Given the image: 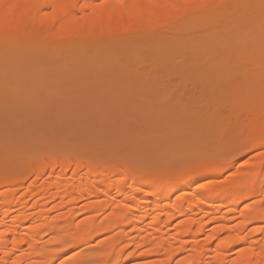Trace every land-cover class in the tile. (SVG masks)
<instances>
[{"label":"rangeland","instance_id":"374dc122","mask_svg":"<svg viewBox=\"0 0 264 264\" xmlns=\"http://www.w3.org/2000/svg\"><path fill=\"white\" fill-rule=\"evenodd\" d=\"M211 14L210 25L199 22L197 30L173 24L148 32L96 30L72 39L65 30L55 40L44 30L32 40L17 36L4 32L5 22L1 24V174L7 162H12L9 167L24 162L36 168L54 159L84 166L95 161L102 170L106 165L107 170L126 167L136 177L171 175L175 166L185 167L195 179L202 172L193 170L196 164L215 162L221 168L231 163L232 168L215 179L223 182L255 160L258 152L233 136L249 119L241 106L247 86L264 84V68L251 69L236 59L244 53L260 54L251 44L264 47V29L253 31L258 41H237L228 17L217 8ZM84 18L72 22L81 27ZM18 173L21 183L29 170ZM211 180L193 181L187 191L193 193ZM109 189L101 186L105 194L98 200H109ZM76 214V222L87 216L80 210ZM174 226L168 229L171 234L177 233ZM257 226L249 225L247 232ZM104 238L81 242L77 234L72 244L81 243L68 257L84 247L96 248ZM240 249L235 248L230 259ZM160 257L140 255L125 264H149Z\"/></svg>","mask_w":264,"mask_h":264},{"label":"bare ground","instance_id":"6f19581e","mask_svg":"<svg viewBox=\"0 0 264 264\" xmlns=\"http://www.w3.org/2000/svg\"><path fill=\"white\" fill-rule=\"evenodd\" d=\"M213 8L228 17L235 40L258 41L259 36L252 35L264 29V0H0V25L5 22L4 32L31 40L42 30L49 40L65 30L71 39L96 30L148 32L173 24L197 30L210 25ZM83 16L81 27L72 22ZM251 45L260 54L244 53L236 61L264 68V47ZM245 97L241 106L249 119L235 128L233 137L258 153L223 182L215 179L231 169V163L221 168L215 162L196 164L193 170L202 172L195 179L191 169L176 166L171 175L136 177L126 167L111 171L106 165L102 170L95 161L84 166L48 159L36 168L33 163H3L7 171L0 172V264H125L140 255L161 256L149 264H264V84L250 83ZM24 169L29 174L18 183L16 172ZM203 178L214 181L187 191ZM105 185L110 186V199L100 201ZM77 210L87 214L79 222ZM249 225L259 226L247 232ZM172 226L176 234L169 232ZM77 234L81 242L105 238L96 248L84 247L68 257L81 243L72 244ZM235 248L241 249L230 259Z\"/></svg>","mask_w":264,"mask_h":264}]
</instances>
